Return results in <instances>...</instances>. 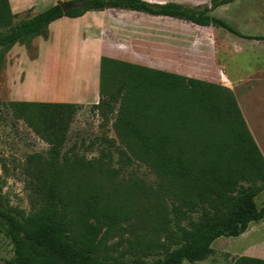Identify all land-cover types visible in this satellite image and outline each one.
<instances>
[{
	"label": "trees",
	"instance_id": "16d2710c",
	"mask_svg": "<svg viewBox=\"0 0 264 264\" xmlns=\"http://www.w3.org/2000/svg\"><path fill=\"white\" fill-rule=\"evenodd\" d=\"M234 1L209 0V6L199 8L143 0H61L15 23L9 1L0 0V50L15 45L30 49L33 39L47 40L54 22L106 10L171 18L264 44V37L243 35L212 15ZM104 76L109 79L107 91L100 86ZM98 96L94 109L106 97L123 98L119 137L132 158L155 176L156 187L151 193L141 190L129 206L112 201L99 186L101 168L96 172L91 163L73 166L61 160L79 105L10 102L13 117L47 150L29 156L25 165L32 212L6 210L0 201V229L13 246V259L5 264H126L108 261L106 244L137 226L129 223L137 219L135 213L149 210L154 222L162 223L165 241L140 248V257L130 264L201 262L211 254L214 241L237 238L250 224L264 220V208L255 203L264 191V158L230 89L102 57ZM149 200L153 203L148 210L144 203ZM156 253L162 258L145 261ZM233 264L264 261L242 256Z\"/></svg>",
	"mask_w": 264,
	"mask_h": 264
},
{
	"label": "rangeland",
	"instance_id": "374dc122",
	"mask_svg": "<svg viewBox=\"0 0 264 264\" xmlns=\"http://www.w3.org/2000/svg\"><path fill=\"white\" fill-rule=\"evenodd\" d=\"M32 1V8L18 14L15 23L31 18L61 0ZM143 1L199 8L209 6V0ZM212 15L243 35L264 37V0H235L216 9ZM116 52L125 54L117 56ZM102 57L229 89L228 82L225 79L221 82L217 76L219 69L223 72L221 67L226 59L230 64L228 75L233 82L243 86L247 77L256 87L262 82L259 90L252 91L254 97L242 98L237 93L236 99L264 146V77L259 74L256 79L254 73L264 71L262 42L246 41L221 29L128 11L106 10L87 13L79 19L64 18L50 26L47 40L33 39L30 49L15 45L9 50H0V201L4 209L20 210L25 214L32 212L33 196L27 186L25 165L29 156L43 155L47 150L23 121L13 117L9 103L19 91L46 99L72 96L77 83L85 87L83 79L87 70L95 68V61L96 76H99ZM86 59L94 61L83 67L81 64ZM100 84L102 90L107 91L108 77L104 76ZM116 87L118 84L112 86L113 92ZM243 90L240 89L241 93ZM122 99L108 101L106 97L104 105L98 109L79 105L67 132L61 160L73 166L91 163L96 172L101 168L98 178L104 195L114 202L125 201L129 206L141 195V190L151 193L156 187V178L132 158L119 137ZM258 148L264 158V147ZM110 175L111 178L105 180ZM152 203V200L144 203V208L149 210ZM255 203L258 208H264V191ZM149 211L143 215L135 213L137 219L133 218L129 223L137 226L107 242L108 261L130 264L140 257V248L165 241L162 223L154 222V214ZM242 256L264 261V220L250 224L237 238L214 241L206 260L184 261L183 264H233ZM161 258L162 254L156 253L145 261L152 263ZM12 259L13 246L4 229H0V264Z\"/></svg>",
	"mask_w": 264,
	"mask_h": 264
},
{
	"label": "crops",
	"instance_id": "0c3cea01",
	"mask_svg": "<svg viewBox=\"0 0 264 264\" xmlns=\"http://www.w3.org/2000/svg\"><path fill=\"white\" fill-rule=\"evenodd\" d=\"M10 4V9L13 15L17 16L18 14L23 13L24 11H27L32 8L33 1L32 0H8ZM36 15V14H35ZM52 25V24H51ZM50 25V26H51ZM49 26V28H50ZM248 41V40H246ZM258 59V58H257ZM94 61L93 59H86L84 60V63L81 64L83 67L86 65H89L90 62ZM229 61L226 59L224 60V63L222 64V69L223 72L220 71L217 74L218 80L225 79L228 82L227 87L232 91L234 94V97L236 99V94L239 93L242 98H249V97H254L252 95V91H257L259 88L262 86V82L258 83L257 87L255 84H252L249 78L247 77L246 83H243V86L240 83L233 82L231 80L230 76L228 75V68H229ZM81 66V67H82ZM90 66V65H89ZM79 67V66H78ZM96 70H97V62L95 61V68L93 70H87V76L86 78L83 79V82H85V87H81L78 83L76 84V89L75 92L72 96L69 97H57V98H51V99H46V98H38V96H33V94H27L23 91H19L18 94H15V98L13 99L16 102H51V103H69V104H77V105H82V106H94L98 103L99 100V76H96ZM256 79L259 77V74L264 77V71H258L254 72ZM27 77L25 76L24 79V84L27 83ZM78 80L79 77L77 78ZM89 81V83H88ZM250 81V82H249ZM222 82V81H221ZM87 83V85H86ZM264 83V80H263ZM96 85V86H95ZM95 86V90L91 91L92 88ZM57 87V85H56ZM244 88L243 93H241L240 89ZM256 93V92H255ZM250 95V96H249ZM246 100V99H245ZM237 101V99H236ZM244 101V100H243ZM238 104V103H237ZM245 104V101H244ZM246 105V104H245ZM239 106V104H238ZM239 109L241 111L242 117L246 123V126L255 141L257 147H264L261 144L259 136L254 132L253 128L251 127V124L249 123V120L245 117V114L239 106ZM247 257V256H246ZM252 258V257H250ZM256 259V258H255Z\"/></svg>",
	"mask_w": 264,
	"mask_h": 264
}]
</instances>
